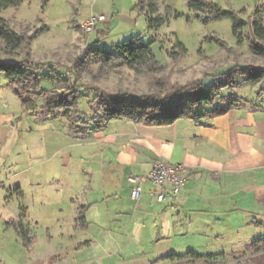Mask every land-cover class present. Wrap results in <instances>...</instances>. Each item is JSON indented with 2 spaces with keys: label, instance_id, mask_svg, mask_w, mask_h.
Segmentation results:
<instances>
[{
  "label": "crops",
  "instance_id": "crops-1",
  "mask_svg": "<svg viewBox=\"0 0 264 264\" xmlns=\"http://www.w3.org/2000/svg\"><path fill=\"white\" fill-rule=\"evenodd\" d=\"M107 9L114 14V7ZM112 17L128 24L137 22L124 9ZM10 90L16 100L0 95V158L8 157L21 135L31 134L38 124L54 128V176L47 179L54 180L51 194L54 219L61 229L58 239L71 244H59L53 258L29 263L26 259L24 264H71L65 257L67 249L81 252L90 245L74 236L78 231L87 233V237L113 236L110 240L123 242L127 238L118 236L136 238L134 233L141 231V224L152 225L156 229L151 242L155 240L156 250L136 255L132 244L120 241L118 257L126 253L127 259L118 264H173L171 256L178 255L175 238L212 241L224 235L235 236L247 227L250 232L264 227V95L223 114L180 118L166 125L114 118L82 137L69 131L63 116L26 112ZM206 108L210 110L211 106ZM154 161L183 164L188 169V182L180 197L166 203H158L156 188L145 182L141 199L136 202L131 198L129 177L147 173ZM10 178L0 175V223L14 229L31 251L37 245L31 229L35 221L31 219L45 216L47 211L33 218L31 203L39 206L42 197L32 196L30 202L27 195L33 187L26 189L23 180ZM39 208L43 210L41 205ZM21 219L32 238L29 245L15 227ZM93 226L99 229L98 234L90 233ZM7 245L0 243L4 256H10ZM191 251L217 254L212 253L216 250Z\"/></svg>",
  "mask_w": 264,
  "mask_h": 264
},
{
  "label": "rangeland",
  "instance_id": "rangeland-1",
  "mask_svg": "<svg viewBox=\"0 0 264 264\" xmlns=\"http://www.w3.org/2000/svg\"><path fill=\"white\" fill-rule=\"evenodd\" d=\"M136 1L48 0L44 3L43 0H25L19 7L0 8V18L9 20L18 32L26 27L29 28V34L37 29L41 30L32 40L30 49L15 52L13 58L52 63L62 76L51 73L53 77L51 80H42L43 89L61 94H67L71 90L72 81H77L83 90L97 87L113 94L119 91L152 94L157 93L159 89L170 90L174 86L201 80L206 75L221 74L237 64L264 67V56L256 54L249 45L250 21L262 18L264 23V0H207L215 2L224 9H233L237 12L244 10L240 15L244 20L249 21V24L243 30L242 42L238 41L233 33V21L230 18L204 22L196 17L195 11L190 9V0L161 1L160 13L163 16L170 14V20L157 30L150 31L145 16L133 10ZM110 6L115 8L114 14H109L107 8ZM167 6L172 11H167ZM122 9L132 13L137 22L128 24L125 20L112 17ZM256 10L260 11L259 16L250 18L255 15ZM103 14L111 20L99 23L90 35L82 31L81 24L86 19ZM137 35H142L145 39L152 36L150 39L156 40L152 48L156 59L165 66L163 69L148 74L146 70L136 71L120 64L105 66L102 65L101 59L98 60L85 53L88 44L101 49L112 48ZM175 39L186 45L188 49L186 56L174 58L169 54L174 50ZM0 57L9 58L6 55L5 44L1 40ZM80 58L82 60L79 61ZM241 82L242 86L236 90V93L241 95L243 102L253 98L258 101L264 95L262 82L254 83L244 78H241ZM7 83V77L0 72L1 98L9 96L16 100ZM80 103L82 111L90 115L92 109L89 95L84 93L80 97ZM48 127L38 124L31 134L21 135L20 141L10 150L8 157L0 158V175L9 176L12 180L16 177L23 180L26 189L33 187L27 195L30 202H33L32 196L42 197L43 201L38 205H41L43 210L31 203L32 217L40 215L41 211H47L45 216L31 219L35 221L31 229L37 236V245L31 251L24 247V242L14 229H9L3 222L0 223V243L8 244L10 250L8 251L10 256L0 253V264H24L26 259L28 263L36 259L47 260L57 254L59 244L71 245L68 244V240L58 239L57 236V232L61 229L54 219L56 209H54V195L51 194V191L54 192V180L47 179L49 175L54 176V128L48 129ZM31 190L34 192L31 193ZM155 229L152 225L141 224V231L134 233L137 234L136 238L130 235V238L118 236L117 239L127 238L123 242L121 240L118 242L132 244L131 247L135 248L136 255L149 254L150 251L156 250L155 240L151 242L155 237L153 233ZM247 229L250 228L247 227L235 236L224 235L220 240L212 241L178 237L173 241L174 251L179 256H183L192 249L203 252L216 250L212 253H221L225 258L224 264H254L251 257L258 253L249 251L253 248L255 239H264V227L254 229L253 232ZM100 230L103 231L102 228ZM98 232L97 226H93L90 230L92 234ZM48 233L51 237L50 241ZM73 234L77 238L82 237V241H88L90 245L84 247L81 252L77 249H67L65 257L71 261V264H118L127 259L126 253H120L121 257H118V242L110 240L113 236L102 238L88 235L87 237V233L79 231ZM218 250L220 252H217Z\"/></svg>",
  "mask_w": 264,
  "mask_h": 264
},
{
  "label": "trees",
  "instance_id": "trees-1",
  "mask_svg": "<svg viewBox=\"0 0 264 264\" xmlns=\"http://www.w3.org/2000/svg\"><path fill=\"white\" fill-rule=\"evenodd\" d=\"M24 1L0 0V8L19 7ZM43 1L47 3L48 0ZM161 1L165 2V0H137L134 6L135 11L145 16L150 31L157 30L170 20V14L163 16L160 13ZM189 7L196 12V17L204 22L230 18L233 21V33L238 41L242 42L243 30L249 24V21L244 20L240 15L244 10L237 12L233 9H224L215 2L207 0H190ZM166 9L172 11L168 6ZM259 14L260 11L256 10L255 15L250 18ZM249 25L251 36L249 45L256 54L264 56L262 18L250 21ZM40 31L37 29L29 34V28L26 27L18 32L9 20L0 18V40L4 42L6 55L9 56V58L0 57V72L7 77L8 86L20 99L26 112L63 116L67 120L69 131L75 136L85 137L91 129L99 130L114 118L123 117L146 124L166 125L180 118L197 119L223 114L243 102L241 95L236 93V90L242 86L241 78L264 84V67L237 64L221 74L206 75L201 80L174 86L170 90L159 89L157 93L152 94H136L128 91L113 94L97 87L83 90L77 81L71 82L72 87L67 94L52 92L43 89L42 85L43 79L53 78L51 73L62 76L52 63L13 58L15 52L21 49L29 50L32 40ZM150 37L145 39L142 35H137L106 49L88 44L85 53L98 60L101 59L102 65L105 66L120 64L136 71L146 70L149 74L165 67L156 59L152 48L156 40ZM174 46L173 52L169 53L172 57L180 58L188 54L186 45L179 39H175ZM26 53L28 54V51ZM157 84L162 87L160 82L157 81ZM84 93L89 95L92 109L90 115L81 109L80 97ZM207 106H211V109L208 110ZM15 227L25 243L31 244L32 238L29 237V230L26 229L22 219L15 224ZM252 247L249 252L258 253L251 257L254 264H264V239H255ZM171 258L175 260L173 264H224L225 260L221 253L199 254L194 251H189L183 256L172 255Z\"/></svg>",
  "mask_w": 264,
  "mask_h": 264
},
{
  "label": "built area",
  "instance_id": "built-area-1",
  "mask_svg": "<svg viewBox=\"0 0 264 264\" xmlns=\"http://www.w3.org/2000/svg\"><path fill=\"white\" fill-rule=\"evenodd\" d=\"M107 15L92 16L82 24V31L90 35L99 23L109 22ZM132 184L131 198L139 202L145 182H150L156 188V201L166 203L182 195V190L188 182V169L183 164L154 161L150 171L129 177Z\"/></svg>",
  "mask_w": 264,
  "mask_h": 264
}]
</instances>
